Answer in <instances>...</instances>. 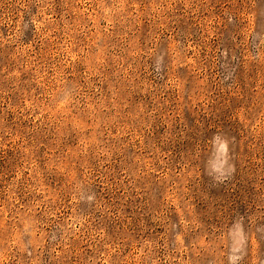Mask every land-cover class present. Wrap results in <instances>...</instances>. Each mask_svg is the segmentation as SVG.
<instances>
[{"label":"rangeland","instance_id":"obj_1","mask_svg":"<svg viewBox=\"0 0 264 264\" xmlns=\"http://www.w3.org/2000/svg\"><path fill=\"white\" fill-rule=\"evenodd\" d=\"M0 264H264V0H0Z\"/></svg>","mask_w":264,"mask_h":264}]
</instances>
